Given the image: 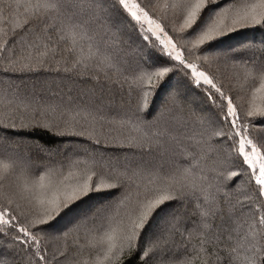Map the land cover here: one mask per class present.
Instances as JSON below:
<instances>
[{
	"label": "snow or ice",
	"instance_id": "6c2138e0",
	"mask_svg": "<svg viewBox=\"0 0 264 264\" xmlns=\"http://www.w3.org/2000/svg\"><path fill=\"white\" fill-rule=\"evenodd\" d=\"M0 264H264V0H0Z\"/></svg>",
	"mask_w": 264,
	"mask_h": 264
},
{
	"label": "trees",
	"instance_id": "16d2710c",
	"mask_svg": "<svg viewBox=\"0 0 264 264\" xmlns=\"http://www.w3.org/2000/svg\"><path fill=\"white\" fill-rule=\"evenodd\" d=\"M255 35H256V38L259 39L260 33L259 32H256ZM41 142L42 143H45V142H49V141H48V138L47 137H41Z\"/></svg>",
	"mask_w": 264,
	"mask_h": 264
}]
</instances>
